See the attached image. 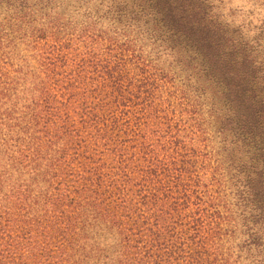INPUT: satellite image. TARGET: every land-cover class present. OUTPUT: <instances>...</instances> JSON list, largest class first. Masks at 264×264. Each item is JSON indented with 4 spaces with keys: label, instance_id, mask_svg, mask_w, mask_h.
Segmentation results:
<instances>
[{
    "label": "trees",
    "instance_id": "16d2710c",
    "mask_svg": "<svg viewBox=\"0 0 264 264\" xmlns=\"http://www.w3.org/2000/svg\"><path fill=\"white\" fill-rule=\"evenodd\" d=\"M230 1L0 0V264H264V0Z\"/></svg>",
    "mask_w": 264,
    "mask_h": 264
},
{
    "label": "rangeland",
    "instance_id": "374dc122",
    "mask_svg": "<svg viewBox=\"0 0 264 264\" xmlns=\"http://www.w3.org/2000/svg\"><path fill=\"white\" fill-rule=\"evenodd\" d=\"M229 5L235 18L238 19L239 16L246 14L244 9H247V6L241 0H231ZM255 18V16L251 17L253 23H255Z\"/></svg>",
    "mask_w": 264,
    "mask_h": 264
}]
</instances>
